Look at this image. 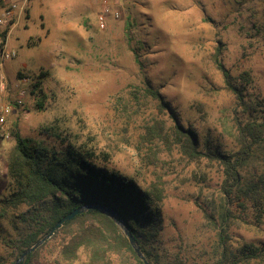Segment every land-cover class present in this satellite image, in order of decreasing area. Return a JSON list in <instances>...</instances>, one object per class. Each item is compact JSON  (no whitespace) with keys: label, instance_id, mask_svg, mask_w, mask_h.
<instances>
[{"label":"rangeland","instance_id":"1","mask_svg":"<svg viewBox=\"0 0 264 264\" xmlns=\"http://www.w3.org/2000/svg\"><path fill=\"white\" fill-rule=\"evenodd\" d=\"M108 1L120 16H109L104 29L97 21L101 0H31L26 18L11 32L16 55L0 67V198L10 192L14 128L47 142L63 137L108 154V167L141 186L164 189L156 250L163 262L217 264V229L202 205L211 195L220 198L222 173L214 168L210 179L196 181L200 168L182 154L176 138L170 149L161 139L150 141L148 127L170 130L174 113L197 131L202 147L207 140L222 149L237 147L236 116L264 115V0ZM218 50L250 107L239 105L227 87L215 61ZM39 79L45 98L32 92ZM243 202L232 205L238 219L228 244L235 256L226 264L241 257L246 244L263 254L237 264H264V211ZM0 222L12 231L10 220ZM57 232L38 248L37 264H90L83 250L76 260L65 259L67 233Z\"/></svg>","mask_w":264,"mask_h":264},{"label":"trees","instance_id":"2","mask_svg":"<svg viewBox=\"0 0 264 264\" xmlns=\"http://www.w3.org/2000/svg\"><path fill=\"white\" fill-rule=\"evenodd\" d=\"M6 35L7 30L3 34L4 40ZM219 52L215 54V61L223 69L227 87L236 95L239 105L250 107L243 89L233 83L230 72L219 60ZM41 82L39 79L33 85L32 92L38 95L39 90L45 98ZM151 93L162 100L159 91L151 90ZM43 106L44 100L39 99L38 107ZM171 118L174 124L170 130L158 128L157 124L148 127L152 136L150 141L161 139L170 149L178 143L182 154L200 168V172H194L196 181L210 179L208 171L214 168L222 173L220 198L211 195L207 206L202 205V209L217 229L214 244L217 264H226L231 256H235L228 244L229 229L238 219L232 208L233 202L243 198L242 205L250 203L254 210L264 211V115L246 119L236 116L234 136L237 147L234 149H222L211 145L208 140L202 147L195 129L183 126L174 113ZM12 135L14 145L7 161L10 192L0 198V221L10 220L12 231L0 222V264H15L23 251L45 235L58 220L86 204L115 210L127 223L145 255L154 264H167L156 251L162 243L163 188L158 184L141 186L133 178L108 167L105 161L108 154L100 156L92 148L67 143L66 138L47 142L24 136L16 128ZM60 232L67 233L61 251L67 260H76L83 250L90 264H115L118 259L122 264H144L122 229L98 208L78 214ZM40 249L28 254L22 264H37ZM126 251L131 253L130 257L126 256ZM241 251L243 255L231 264L263 254L259 247L249 244Z\"/></svg>","mask_w":264,"mask_h":264},{"label":"built area","instance_id":"3","mask_svg":"<svg viewBox=\"0 0 264 264\" xmlns=\"http://www.w3.org/2000/svg\"><path fill=\"white\" fill-rule=\"evenodd\" d=\"M101 1L103 6L97 15V21L99 27L104 29L107 26L108 17H119L120 11L112 8L108 0ZM30 2L31 0H0V67L4 65L5 61L16 55V51L9 47V39L13 29L26 18ZM6 30L7 35L4 40L3 34ZM1 111L7 113L10 108L5 106Z\"/></svg>","mask_w":264,"mask_h":264},{"label":"water","instance_id":"4","mask_svg":"<svg viewBox=\"0 0 264 264\" xmlns=\"http://www.w3.org/2000/svg\"><path fill=\"white\" fill-rule=\"evenodd\" d=\"M90 208H98L104 213H106L111 219L115 221V223L122 229L123 233L126 235V237L129 239L131 246L133 247L134 251L138 255V257L144 262V264H154L143 252L141 246L138 243V240L130 230L127 223L124 221L123 218L119 216V214L103 205H96V204H86L82 205L72 211H70L68 214L63 216L60 220H58L55 225L40 239H38L32 246L25 249L21 256L17 259L15 264H22L25 260L26 256L35 250H37L40 246H42L46 241H48L52 236L60 230L64 225H66L68 222H70L72 219H74L78 214L84 213Z\"/></svg>","mask_w":264,"mask_h":264},{"label":"crops","instance_id":"5","mask_svg":"<svg viewBox=\"0 0 264 264\" xmlns=\"http://www.w3.org/2000/svg\"><path fill=\"white\" fill-rule=\"evenodd\" d=\"M30 7V6H29Z\"/></svg>","mask_w":264,"mask_h":264}]
</instances>
